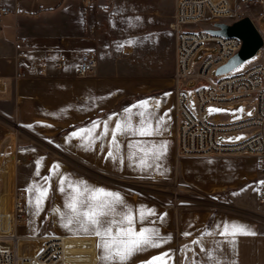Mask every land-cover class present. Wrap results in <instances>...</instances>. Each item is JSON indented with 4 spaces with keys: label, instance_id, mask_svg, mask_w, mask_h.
Here are the masks:
<instances>
[{
    "label": "crops",
    "instance_id": "crops-1",
    "mask_svg": "<svg viewBox=\"0 0 264 264\" xmlns=\"http://www.w3.org/2000/svg\"><path fill=\"white\" fill-rule=\"evenodd\" d=\"M145 6L164 19L140 20ZM3 7L10 12H0V150L22 167L73 169L72 176L57 173L52 211L54 230L66 236L72 264H112L101 259L91 226L67 207L74 188L118 193L121 203L113 217L131 212L137 232L157 234V246L142 247L123 264H148L154 257L162 260L153 264H264V214L212 205L225 196L246 209L257 206L262 183L257 159L241 153L176 160L173 82L162 87L159 77L161 25L170 24L174 0H0ZM175 44L176 38L174 59ZM86 49L97 53L98 65L93 74L80 76L78 59ZM61 55L70 60L63 68L58 67ZM144 63L156 77L145 78ZM20 71L25 75L19 77ZM209 118L227 122L230 115L215 111ZM117 124L122 128L113 136ZM149 124L151 134H139ZM60 152L71 154L73 163L52 155ZM87 167L107 177L76 171ZM176 177L196 193L188 195L190 200H202L183 208L178 220L172 210L146 203L143 193L129 192L126 185L146 179L169 185ZM28 191L20 232L36 234L42 229L38 214L44 202L38 210L35 187ZM233 225L244 231L233 233Z\"/></svg>",
    "mask_w": 264,
    "mask_h": 264
},
{
    "label": "built area",
    "instance_id": "built-area-1",
    "mask_svg": "<svg viewBox=\"0 0 264 264\" xmlns=\"http://www.w3.org/2000/svg\"><path fill=\"white\" fill-rule=\"evenodd\" d=\"M175 10L169 28L176 38L173 92L175 94L176 160L190 156L248 153L259 164L262 183L258 201L264 206V44L258 59L236 73L211 72L226 63L242 46L237 36L213 33L217 23H233L249 17L253 22L264 17V0H174ZM1 13L10 12L6 7ZM24 42L25 40H21ZM205 44L217 47V53L207 56L193 69L197 50ZM258 52V51H257ZM70 63L61 55L58 67ZM98 65L94 50H84L78 59L80 76L93 74ZM45 64H42L44 67ZM19 77L25 72L17 73ZM195 81L196 107L189 104V82ZM246 102L255 107L254 115L233 122H221L205 117L206 106ZM250 130L251 134L237 142L219 141L220 134L233 135ZM26 192L16 188L12 208L0 212V264H67L66 236L39 237L24 234L19 227L26 223Z\"/></svg>",
    "mask_w": 264,
    "mask_h": 264
},
{
    "label": "rangeland",
    "instance_id": "rangeland-1",
    "mask_svg": "<svg viewBox=\"0 0 264 264\" xmlns=\"http://www.w3.org/2000/svg\"><path fill=\"white\" fill-rule=\"evenodd\" d=\"M149 11H150L149 8H147L146 6L142 8L140 14V20L142 19V21H144L146 19H151V18H155L156 20L160 18L164 19L163 14L161 16L158 13L157 15H154ZM170 20L171 19L169 16L167 18L168 23L170 22ZM254 22L256 23L258 22V26L262 31V33L264 34V17L260 18L259 20L254 19ZM145 27L146 25L144 24V26H142L141 29H144ZM174 42H175V38L170 31L169 24L165 25V23H163L161 25V57H160V72H159L160 83L162 87L164 86L171 87V84L173 82V70L175 66ZM260 52L261 50H258V52L253 57L245 60L244 62H242L241 64L230 70V73H236L238 71L245 69L248 65H250L252 62L258 59ZM216 53H217V47L214 46L213 44H205L202 47H200L197 50L193 59V69H196L207 56L214 55ZM137 61L139 66L143 64L142 63L143 59L140 55H138ZM147 66L148 65H146V71L144 72L145 78L147 79L152 76L156 77L157 72L156 71L153 72L152 70L148 71ZM211 75L213 77H217V73L215 69L212 70ZM194 86H195V81H190L189 89H188V97H189V104L191 107H196ZM210 110H215L230 115V120L227 122L238 121L250 117L255 113V107L248 106L246 102H237L233 104V107H231L229 104L207 106L204 111L205 117H211L213 112H215ZM14 131L16 132L15 134L17 133L19 134L20 128L18 127V129ZM250 134H251L250 130H245V131L237 132L234 135L220 134L218 136V139L219 141H225V142H237L245 139ZM51 146L54 149H57V147L54 144H52ZM52 155H54L57 158L67 160L69 164H72L73 163L72 161L74 160L72 155L66 152H60V154L52 153ZM13 157L14 156H9V154L2 152L0 150V212L7 211L12 208L14 191L16 188L19 187L25 190L27 196L25 200L26 207L27 204L30 202V199H28V192H29L28 190L30 186L35 187L36 198L39 197L40 191L46 189L47 195L44 196L42 199L44 205L42 206V209L38 214V221L42 229L40 233L31 234V235H37L39 237H44V238L52 235H60L57 234L54 230V223L52 216L53 215L52 211L56 202L55 182L57 181L58 172H60V177L63 174H68V176H72L73 169H65L59 171L57 169H52V168L35 169V168L22 167V164L20 162L18 163L17 160ZM5 166H7L9 169L8 168L6 169ZM76 171L86 172L87 175L96 177L97 179L100 180H103L105 177H107V175L103 172V170L96 168L87 167V169L85 170L76 169ZM30 180H32V182H30L32 185L29 183ZM126 185L128 186L129 192L138 191L140 193H143L146 203L155 206L159 205L162 208L172 210L176 220H178L180 211L183 208L189 207L192 204L197 205L202 201L201 199L190 200V198H188L189 197L188 195L190 194L194 195L196 193L193 192L191 189H188L187 186L184 185L182 182H179L177 177L169 185L154 179H146L143 182L139 181L138 183L128 182V184ZM224 197H222L221 201L219 200L212 202V205H214L215 208H223L227 210H234L244 213L245 212L250 213V211H253L254 212L253 214H256L257 217L259 216L258 214H261L262 216L264 214V206H262L258 200H257V206L255 208L247 207L246 209L241 205H239L236 201L226 197L224 199ZM31 202H33L32 199ZM33 204H35V202H33ZM67 264H72V261L70 260V256H68Z\"/></svg>",
    "mask_w": 264,
    "mask_h": 264
},
{
    "label": "snow or ice",
    "instance_id": "snow-or-ice-1",
    "mask_svg": "<svg viewBox=\"0 0 264 264\" xmlns=\"http://www.w3.org/2000/svg\"><path fill=\"white\" fill-rule=\"evenodd\" d=\"M147 101L142 102L146 105ZM126 111H130L127 110ZM215 111V110H210ZM123 127H127L126 125ZM122 128V125L117 124L116 130ZM74 133L73 135H78ZM141 135H150L151 126L147 129L141 128L139 131ZM111 155V153H109ZM63 190V189H62ZM74 195L67 207L71 210L73 217L80 220L85 226H91L94 234L99 238L98 248L103 252L101 259L110 261L112 264H123L135 251L140 250L144 246H157L153 242V236L157 235L148 229H141L136 231L132 225L134 223V216L131 212L124 214L120 219L113 217L115 212V205L121 203V198L118 193L105 192L103 189L89 191L85 188L81 191L79 188L73 189ZM87 193V196H85ZM47 195V190L40 191L37 198V209L42 203V199ZM72 219H69V223ZM243 232L242 227L232 226V232ZM224 232H229V226L225 225ZM162 257H154L148 264H153L154 261H160Z\"/></svg>",
    "mask_w": 264,
    "mask_h": 264
},
{
    "label": "water",
    "instance_id": "water-1",
    "mask_svg": "<svg viewBox=\"0 0 264 264\" xmlns=\"http://www.w3.org/2000/svg\"><path fill=\"white\" fill-rule=\"evenodd\" d=\"M218 29L211 30L213 33L224 36H237L242 39L240 50L226 63L220 65L216 73L223 74L238 66L245 60L253 57L263 45V37L255 23L249 18L237 20L233 23H217Z\"/></svg>",
    "mask_w": 264,
    "mask_h": 264
},
{
    "label": "bare ground",
    "instance_id": "bare-ground-1",
    "mask_svg": "<svg viewBox=\"0 0 264 264\" xmlns=\"http://www.w3.org/2000/svg\"><path fill=\"white\" fill-rule=\"evenodd\" d=\"M65 240H66V238H65ZM66 244H67V240H66ZM66 248H67V246H66ZM67 259H68V256H67Z\"/></svg>",
    "mask_w": 264,
    "mask_h": 264
}]
</instances>
